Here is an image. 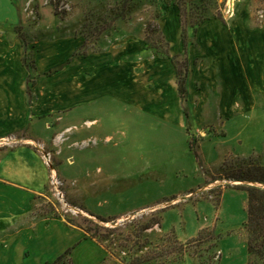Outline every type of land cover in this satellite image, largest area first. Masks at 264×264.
I'll return each instance as SVG.
<instances>
[{"label":"rangeland","instance_id":"obj_1","mask_svg":"<svg viewBox=\"0 0 264 264\" xmlns=\"http://www.w3.org/2000/svg\"><path fill=\"white\" fill-rule=\"evenodd\" d=\"M183 1L182 22L171 0H0V55L11 59L0 68L9 90L19 94L24 70L27 103L45 111L26 124L43 142L57 137L55 145L35 144L50 173L33 212L106 229L95 240L116 264H248L247 183L219 174L224 160L253 157L264 165V0ZM200 18L220 21L221 35L212 32L222 46L238 40V54L228 58L223 47L214 65L198 59L206 51V30L196 33ZM233 18L234 41L226 29ZM148 25L156 32L148 35ZM17 38L23 67L14 61ZM185 58L194 71L180 94L174 61ZM135 74L143 80L128 77ZM55 84L63 92L57 106ZM73 86L81 98L71 97ZM134 88L142 99L134 101ZM26 132L0 137V152ZM32 218L14 225L0 218L12 257L0 264H43L46 248L32 236L40 231L52 243L66 236L52 222L34 227ZM202 229L208 232L194 241Z\"/></svg>","mask_w":264,"mask_h":264},{"label":"crops","instance_id":"obj_2","mask_svg":"<svg viewBox=\"0 0 264 264\" xmlns=\"http://www.w3.org/2000/svg\"><path fill=\"white\" fill-rule=\"evenodd\" d=\"M236 16H240V15L236 14ZM237 23L239 24V22L234 20L233 18L231 25L234 24L235 25L232 26L231 28L226 27L227 35L230 37L229 39L233 41H234V34H236V36L239 34L238 31L239 25H237ZM222 26L223 25L220 26V21L214 18L205 20L198 25L196 33L198 31L202 32L204 31V29L206 30L203 33L205 36V41L203 44L206 48L205 49L206 51L203 52L204 55L203 54L200 56L198 55V59L208 57L210 58V63H212L213 65L214 63H216L218 60L221 59L222 56L220 50L222 49L224 50L223 47L226 46L221 45V39L218 37V35L216 36V34H214L212 31L216 29L217 34L220 33L221 35L222 32L221 30L224 29V27ZM233 28L236 31H234ZM19 38H17L16 40V45L17 47L20 46V49H17V54L15 53L13 56L16 57L14 58V61H16L21 67H23L21 63L22 45ZM223 41L225 42L226 40L224 39ZM237 41L238 40H236L235 44L231 43L232 45L225 48L227 49L225 54L228 58L232 56L231 54L235 52L234 50H236L238 54L239 44ZM75 42L78 43V40L76 39ZM60 43H61L60 41H57L53 44L52 48L55 50L54 53H56V50ZM135 49L136 48H134V50ZM127 51H132V49H128V50L124 49L122 53H125ZM191 57L194 58V55L189 56V60L191 59ZM6 58L8 60H11L9 57L6 56L4 57L3 55H0V64L4 63ZM125 63H126L125 64L126 70L128 69L135 70L136 65L134 63H130L128 61H126ZM204 63L205 65H208L206 59L205 61L200 60V66L204 65ZM233 65L235 64L232 61V63H230V72L236 73V69L233 68ZM42 67H43V63H42ZM45 67L46 66H44V68ZM209 70L210 67H207L205 69L206 72H208ZM193 71L194 69L190 67V70L188 72V78L193 74ZM6 72L0 68V87L2 86V92H3L0 95V137L7 136L8 134H14L22 130H26L28 132V137H26V139L22 141V143L16 145L15 147L11 149H5L0 152V218H5L7 219V221L9 220L10 225L12 224L14 225V223L19 222L24 217L32 218V216H34L32 218L33 219L32 224L34 227L52 222L57 224L59 227L63 228L66 236L53 243H52L53 238L47 239L48 235L41 234L42 232L40 231H38L34 236H32L33 239L36 238V240L39 242V245L46 248L42 254L43 259L41 261L43 262V264H47L49 262L53 263L55 259L60 255H62L67 249H70V252L67 255L68 257L66 261L62 260L60 262L62 264L64 263L65 264H116L113 262V260H111L108 257V251L102 245H100L94 238L86 237L84 231L79 227L74 225L68 226L69 224L66 221L65 222L68 225H66L63 222V220L57 216L39 217L33 212L35 208L34 206L35 199L43 193L44 188L46 186V182L48 180V174L50 173L49 167L46 165L41 152H39L35 147V144L39 143L44 145H50L52 141V143L55 145L57 143V137L55 138L50 137V141H49L50 144L43 142L37 137L36 133L32 131L31 124H26V121L31 119L33 115H43L45 111L42 112V110L38 109L39 107L36 106L35 104L29 105V103H27L26 93L22 86L24 70L20 82V89H19L20 91L18 92L19 94L16 93L17 91L14 92V90L10 92L9 81H8L9 76L7 75ZM233 76L234 75H232V77ZM128 77H130V79L133 80L136 79L137 81L143 80L141 74L128 75ZM238 77L239 75L238 73H236L234 77V81L236 82L235 84L236 87H238ZM122 78H126V75L124 74ZM55 80L57 84L59 80L62 81V77L55 76ZM71 82H73V80H71ZM232 83H233V79H232ZM56 84H55L56 103L53 104L54 106H57L58 103H61L63 98V92L62 89L60 88L61 85L60 86L58 85L59 87H56ZM76 84L78 83L76 82ZM156 88L158 90L157 86ZM78 91H79L78 86L76 87V89L73 86L71 97L78 98L80 96L81 98L83 94L79 95ZM84 92H85L84 90L83 91L81 90V93ZM89 92L90 89L88 88L87 92L85 93L88 95ZM159 92H161L162 95L164 94L162 93L163 90H160ZM125 93L126 92L122 91L121 94H125ZM141 93H139V90L137 88H134V90L132 91V94L135 98L134 101H138L139 99H142L143 94ZM236 93H237V89H236ZM59 132H61V130ZM18 178L19 179L21 178L24 183L18 181L19 180ZM1 224L2 223H0V225ZM29 229L31 228L24 230L29 231ZM6 231L7 229L4 228L0 231V234L4 236L5 234L8 233ZM1 235H0V262L6 263L7 261L12 259L11 253L8 249L10 245H8L9 241H7L8 236L1 237ZM28 253L29 252L27 251L25 255H27Z\"/></svg>","mask_w":264,"mask_h":264},{"label":"trees","instance_id":"obj_3","mask_svg":"<svg viewBox=\"0 0 264 264\" xmlns=\"http://www.w3.org/2000/svg\"><path fill=\"white\" fill-rule=\"evenodd\" d=\"M171 2L178 9V17L180 21L183 22V0H171ZM53 14L57 15L56 10H53ZM204 18H200L199 22H201ZM156 32V29L152 27V25L147 26V33ZM21 38V37H20ZM149 39V38H147ZM160 41H163L161 39ZM167 44V42H164ZM146 45L152 49L157 50V46L153 44H149L146 40ZM160 52V51H158ZM187 59L185 58L182 62H175V71L177 78V89L180 94H183L185 91V80L187 77ZM219 177L224 180L247 183L243 184L241 189L247 193L246 199V219L242 224V229L246 235V248L249 255L248 264H264V165L256 162L253 157L242 158L235 164L229 163L228 160H224L221 165V172ZM97 219L102 222H106L107 219L104 217L97 215ZM70 224L69 221H66ZM159 224V221H154L152 223H148L144 226V229L150 228L152 225ZM82 229L86 235V237L97 239L100 237H106V229L100 230L99 227H86L82 228L79 225L71 224ZM208 232V230L202 229L194 238L195 240H199L203 237V233ZM211 232V231H210ZM108 233V232H107ZM70 249H67L62 255L57 257L53 264L60 263L66 255H68Z\"/></svg>","mask_w":264,"mask_h":264},{"label":"built area","instance_id":"obj_4","mask_svg":"<svg viewBox=\"0 0 264 264\" xmlns=\"http://www.w3.org/2000/svg\"><path fill=\"white\" fill-rule=\"evenodd\" d=\"M44 160H45V158H44Z\"/></svg>","mask_w":264,"mask_h":264}]
</instances>
